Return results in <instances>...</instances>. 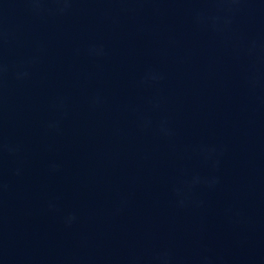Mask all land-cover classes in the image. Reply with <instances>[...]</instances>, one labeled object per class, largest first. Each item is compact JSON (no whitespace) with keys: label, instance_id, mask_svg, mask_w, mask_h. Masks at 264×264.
<instances>
[{"label":"water","instance_id":"water-1","mask_svg":"<svg viewBox=\"0 0 264 264\" xmlns=\"http://www.w3.org/2000/svg\"><path fill=\"white\" fill-rule=\"evenodd\" d=\"M0 264H264V0H0Z\"/></svg>","mask_w":264,"mask_h":264}]
</instances>
